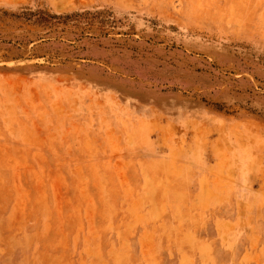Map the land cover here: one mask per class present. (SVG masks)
<instances>
[{
    "label": "rangeland",
    "instance_id": "1",
    "mask_svg": "<svg viewBox=\"0 0 264 264\" xmlns=\"http://www.w3.org/2000/svg\"><path fill=\"white\" fill-rule=\"evenodd\" d=\"M0 264H264V0H0Z\"/></svg>",
    "mask_w": 264,
    "mask_h": 264
}]
</instances>
